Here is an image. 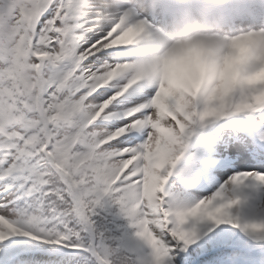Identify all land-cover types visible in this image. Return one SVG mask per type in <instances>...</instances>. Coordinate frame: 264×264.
I'll return each instance as SVG.
<instances>
[{
    "label": "snow or ice",
    "instance_id": "snow-or-ice-1",
    "mask_svg": "<svg viewBox=\"0 0 264 264\" xmlns=\"http://www.w3.org/2000/svg\"><path fill=\"white\" fill-rule=\"evenodd\" d=\"M218 15L149 82L94 0H0V264H264V0Z\"/></svg>",
    "mask_w": 264,
    "mask_h": 264
},
{
    "label": "rangeland",
    "instance_id": "rangeland-1",
    "mask_svg": "<svg viewBox=\"0 0 264 264\" xmlns=\"http://www.w3.org/2000/svg\"><path fill=\"white\" fill-rule=\"evenodd\" d=\"M97 16L99 17V15H97ZM116 18H114V23H116ZM104 19H105L104 17L101 18L102 21H104ZM133 28H134L133 22H129V23L124 24V25L123 24L118 25L114 31H118L120 33V35L117 36L115 41L117 39H122L121 41L125 42L126 38H128L132 34ZM182 44L183 43H179V44H175V45H172L170 47L165 48V53L163 54L164 60H163L162 64L160 63V68H164V70L162 69V73L158 74L156 77L151 79L149 82H154L157 79H163L165 76H167L171 73V71L173 69V64L170 62L172 59L176 60L177 57H175V56L177 55L178 49L182 50V52H181L182 55L184 54L185 49L182 47ZM160 47L161 46H155V47H153V49H159ZM145 54H146V56H148L149 54H154V53L152 51L148 50V51H146ZM149 56H151V55H149ZM135 67L136 66H134L132 68L133 72H135V71L137 73L141 72V67H139L137 69H135Z\"/></svg>",
    "mask_w": 264,
    "mask_h": 264
},
{
    "label": "bare ground",
    "instance_id": "bare-ground-1",
    "mask_svg": "<svg viewBox=\"0 0 264 264\" xmlns=\"http://www.w3.org/2000/svg\"><path fill=\"white\" fill-rule=\"evenodd\" d=\"M96 4H98V6H99L100 5L99 1L96 2ZM110 6L111 5H109L108 3H105V4L102 3V5H100L99 10L96 12V14L99 15L98 18H103V16H105L104 18H106L107 16L111 17L115 13V10H117L116 7H118V6L116 5V7H113V8H110ZM96 8H98V7H96ZM103 23H105V22H103Z\"/></svg>",
    "mask_w": 264,
    "mask_h": 264
}]
</instances>
